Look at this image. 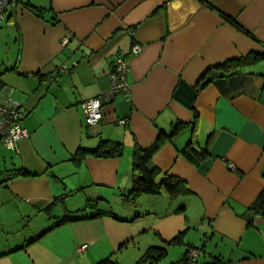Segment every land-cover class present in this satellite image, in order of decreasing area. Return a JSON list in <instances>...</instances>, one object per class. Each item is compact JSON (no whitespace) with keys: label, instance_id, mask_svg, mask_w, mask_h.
Segmentation results:
<instances>
[{"label":"crops","instance_id":"obj_1","mask_svg":"<svg viewBox=\"0 0 264 264\" xmlns=\"http://www.w3.org/2000/svg\"><path fill=\"white\" fill-rule=\"evenodd\" d=\"M0 47V104L18 105L27 132L0 150V264H98L176 236L197 264H264V216L250 210L264 197V0H14ZM117 55L129 100L87 127L80 103L110 88ZM159 137L145 168L187 193L132 199L133 151ZM102 142L121 154L83 152ZM189 142L204 148L198 167Z\"/></svg>","mask_w":264,"mask_h":264},{"label":"trees","instance_id":"obj_2","mask_svg":"<svg viewBox=\"0 0 264 264\" xmlns=\"http://www.w3.org/2000/svg\"><path fill=\"white\" fill-rule=\"evenodd\" d=\"M236 64V63H235ZM233 63L225 65L232 66ZM169 137V136H168ZM161 138L159 137L156 142L146 150L135 149L133 151V161H132V171L135 173V177L133 180L132 190L130 193V197L135 199L140 195H150V196H166L170 201H173L180 197L181 195H185L187 190L183 185V182L180 180L168 177L162 180L159 183H156V179L158 174L154 171H148L145 168L146 163L149 159L157 152L161 145ZM82 152V151H81ZM86 152L87 154H92L97 157H110V156H119L122 152V145L118 143L111 142H102L100 146L92 152ZM80 155V152L75 155L73 161L79 163L82 158H77ZM182 155L185 160L189 163L198 167L201 163L204 162L206 158V154L204 148H200L195 143L189 142L185 149L182 151ZM252 211H256L255 214H259L264 216V197L260 194L256 200V202L250 208ZM97 214L95 217H98ZM68 221L67 219H62L54 227L61 225L62 223ZM50 230V229H49ZM181 236H176L172 240H170L167 244L169 245H180ZM188 249L185 253L180 257V259L171 264H188V253L191 247H187ZM167 256V252L165 249L159 248H150L148 249L143 256L139 259V262L136 264H158L161 259ZM199 263V262H198ZM98 264H115L111 261L110 258L105 259Z\"/></svg>","mask_w":264,"mask_h":264},{"label":"built area","instance_id":"obj_3","mask_svg":"<svg viewBox=\"0 0 264 264\" xmlns=\"http://www.w3.org/2000/svg\"><path fill=\"white\" fill-rule=\"evenodd\" d=\"M14 0H0V25L2 24L7 9ZM131 35H133L131 33ZM69 38H65L62 44H65ZM141 53V47L134 45L131 48V54L137 56ZM68 69L66 66H61L58 72L64 73ZM130 71L129 63L122 55L115 56L112 65V72L110 75V88L102 93L97 98L85 100L80 103V109L84 114V122L87 127H95L102 119L101 107L105 102L114 100L117 96L121 95L127 100L130 97V84L128 82V74ZM23 114L19 111L18 105L7 100L0 104V147L14 151L16 143L27 137L26 130L21 126ZM119 124L127 126L126 121H120ZM229 170H234L232 164H228ZM87 249L86 245L81 246L78 252H83ZM200 252L197 249H191L188 253V264H197V259Z\"/></svg>","mask_w":264,"mask_h":264},{"label":"rangeland","instance_id":"obj_4","mask_svg":"<svg viewBox=\"0 0 264 264\" xmlns=\"http://www.w3.org/2000/svg\"><path fill=\"white\" fill-rule=\"evenodd\" d=\"M2 30H3V28H2ZM1 50H3V49L0 47V55L2 54ZM0 150L4 151L6 149L0 147ZM78 205H81V204L79 203L78 200H75V201H72L70 203L69 207L71 210H74ZM37 225H38L37 222H30V227L34 228V226H37ZM187 239H188V237L185 238L184 241H181L182 245L172 246V245H169L166 243L165 250L167 252V256H165L163 259H161L158 264H171V263L177 262L180 259L181 255L184 253V250H185L184 244L187 243V241H189ZM146 240H147L146 237L136 238L134 240V243H135L134 247L132 246V243H131V245H130V247H128V249L122 248L120 251H118L112 255L111 261L115 264H136V263H138L139 259L147 251V250H145V251L142 250L143 249L142 247L145 244ZM191 240H192V238H191ZM137 245L141 248L140 251H137ZM203 258L205 259V257H203ZM201 260H203V259H200V260H199V258L197 259V261H199V262Z\"/></svg>","mask_w":264,"mask_h":264}]
</instances>
